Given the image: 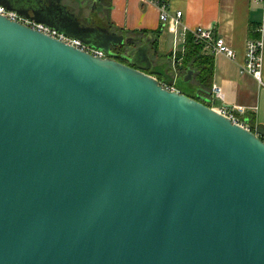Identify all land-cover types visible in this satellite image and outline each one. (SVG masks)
Returning a JSON list of instances; mask_svg holds the SVG:
<instances>
[{
  "label": "water",
  "instance_id": "obj_1",
  "mask_svg": "<svg viewBox=\"0 0 264 264\" xmlns=\"http://www.w3.org/2000/svg\"><path fill=\"white\" fill-rule=\"evenodd\" d=\"M4 1L109 48L0 14V264H264L263 139L137 67L151 37L118 55L67 0Z\"/></svg>",
  "mask_w": 264,
  "mask_h": 264
},
{
  "label": "crops",
  "instance_id": "obj_2",
  "mask_svg": "<svg viewBox=\"0 0 264 264\" xmlns=\"http://www.w3.org/2000/svg\"><path fill=\"white\" fill-rule=\"evenodd\" d=\"M80 1H82L81 10L72 9V13L86 26H89L88 19H90L94 23L102 21L104 28L119 35L135 31L157 33L149 36L152 38L151 44L153 42L152 45L150 44V57L153 65L158 67V72L152 71L155 77L161 74L167 78L169 74L177 81V65L182 62L180 56L185 53L191 31L198 27L213 29L215 34L224 38L230 49L235 52L236 59L231 60L223 55L206 52L214 58V76L212 91L207 98H203L216 100L214 108L236 106L246 108L249 121L250 117L254 120L255 131L260 129L261 132H258L264 133V61L262 85L251 75L241 74V67L246 61L248 42L264 40V5L257 0ZM158 2H163L168 7L171 18L167 23L160 20ZM88 5H91V10L95 5L94 9L100 13L99 18L92 16L91 10L88 16L85 15ZM70 8L69 6L68 9ZM179 12H182V17L178 25L176 22ZM160 68H164L165 71L161 72ZM164 86L174 87L178 91L176 82H164ZM215 86L222 88L223 101L214 97ZM200 92L202 90H196V95H200ZM249 128L251 129L250 126Z\"/></svg>",
  "mask_w": 264,
  "mask_h": 264
},
{
  "label": "built area",
  "instance_id": "obj_3",
  "mask_svg": "<svg viewBox=\"0 0 264 264\" xmlns=\"http://www.w3.org/2000/svg\"><path fill=\"white\" fill-rule=\"evenodd\" d=\"M258 3L264 5V0H257ZM160 9V20L163 23H167L170 20V16L168 13V7L163 2L157 3ZM0 14L9 17L10 19L17 21L23 25L29 26L42 32L46 35L58 38L63 42L83 49L94 56L100 58H106V55L97 50L88 49L80 42L70 39L59 32L51 29L45 25L37 24L31 20L25 19L13 12H7L5 9L0 8ZM182 17V12L177 14V24L179 25L180 18ZM263 30V29H262ZM191 35L195 38V40L204 46L205 52L212 54V55H223L228 59L235 60L236 54L235 52L230 49L227 45L224 38L215 34L213 29H206L203 27H198L191 31ZM263 61H264V40H250L247 44L246 50V61L244 65L241 67V74L251 75L256 81H258L261 85L263 84ZM168 89L172 91H176L174 87H168ZM177 92V91H176ZM213 95L217 100L223 101V90L220 87L215 86L213 88ZM218 113L228 117L234 124L241 125L249 130V125L244 121L246 115L248 114L247 109L244 107H222V108H214ZM260 138L264 141V135L260 134L258 131H255Z\"/></svg>",
  "mask_w": 264,
  "mask_h": 264
},
{
  "label": "trees",
  "instance_id": "obj_4",
  "mask_svg": "<svg viewBox=\"0 0 264 264\" xmlns=\"http://www.w3.org/2000/svg\"><path fill=\"white\" fill-rule=\"evenodd\" d=\"M154 34L157 33H149L147 31H135L127 32L126 35L122 34L125 37L136 39V42L131 45L115 48L113 49V51H124L126 48H138L143 45L144 41H146V39L150 35ZM154 49L156 48L154 47ZM180 57L182 58V62L177 65L178 77L176 81V89L180 93L202 102L201 99L198 98V96L196 95V90H202V92H200V97L202 98H207L208 95H210V92L212 91V80L214 76V58L213 56L205 52L204 46L198 43L192 35L188 36L185 53ZM117 60L121 61L124 64H129L128 62L122 61L120 58H117ZM130 66L136 68V66L134 65ZM188 72H192V80L189 82H185L184 79L188 75ZM147 73L152 76H155V74L151 71H147ZM156 77L162 85H164V82H170L168 79H166V77L161 74H157ZM244 121L251 127V131L254 132L255 128L253 118L250 117L249 121V116H246ZM258 131L261 132L260 129ZM260 134L264 135V133Z\"/></svg>",
  "mask_w": 264,
  "mask_h": 264
},
{
  "label": "rangeland",
  "instance_id": "obj_5",
  "mask_svg": "<svg viewBox=\"0 0 264 264\" xmlns=\"http://www.w3.org/2000/svg\"><path fill=\"white\" fill-rule=\"evenodd\" d=\"M81 3L82 1L80 0H67L64 4L67 5L68 7L70 6L71 8L69 10L72 12V9L76 11H80ZM0 5H3L5 8H8V5L4 0H0ZM90 10H91V5L90 6L88 5L85 11L86 12L85 15L88 16V14L90 13ZM17 13L18 11L16 12V14ZM18 14L34 22L42 23L44 25L53 27L55 28V30H57L60 33L62 32L72 38L78 39L88 49H98V50L106 51L109 48V43L107 41L97 39L93 34L81 28L74 21H70V18L67 15H65L62 11L61 13L54 15L48 10L42 13L41 10L38 9V11L34 14L21 10V12H19ZM91 14L92 16L96 18H99L98 16L100 15V13L94 8L91 10ZM96 24L98 25L99 28L101 29L104 28L102 21H96ZM113 33L118 34L116 32H112V34ZM111 39L114 40L113 37H111ZM137 67L148 68L149 70L151 69V72L152 71L158 72V67H155L153 65L152 59L150 57V53L146 56V58L144 59V62L137 63ZM160 70L161 72L165 71L164 68H160ZM166 79H168L172 83L176 82V79L171 78L169 74Z\"/></svg>",
  "mask_w": 264,
  "mask_h": 264
},
{
  "label": "flooded vegetation",
  "instance_id": "obj_6",
  "mask_svg": "<svg viewBox=\"0 0 264 264\" xmlns=\"http://www.w3.org/2000/svg\"><path fill=\"white\" fill-rule=\"evenodd\" d=\"M96 24V23H95ZM97 25V24H96ZM98 26V25H97ZM134 50H136V48L135 49H133V48H126L124 51H120V50H116V51H114L116 54H118V55H123L124 53H127V52H130V51H134ZM118 58H120V57H118ZM128 65H131L130 63L128 64Z\"/></svg>",
  "mask_w": 264,
  "mask_h": 264
}]
</instances>
